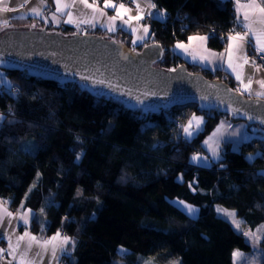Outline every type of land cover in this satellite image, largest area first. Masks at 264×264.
<instances>
[{
    "label": "trees",
    "instance_id": "1",
    "mask_svg": "<svg viewBox=\"0 0 264 264\" xmlns=\"http://www.w3.org/2000/svg\"><path fill=\"white\" fill-rule=\"evenodd\" d=\"M233 1L152 0L165 15L149 24L148 44L164 49L156 66L183 64L171 48L196 35L223 50L240 29ZM27 24L11 20L0 32ZM188 70L237 91L223 70ZM3 73L12 86L0 90V203L31 211L37 236L69 237L61 264H233L234 251L250 252L245 233L216 209L234 212L245 230L264 227V140L234 151L225 145L218 161L198 167L191 156L202 155L204 140L228 121L217 110L189 104L143 115L73 84ZM192 115L204 122L187 140ZM259 243L264 264V236Z\"/></svg>",
    "mask_w": 264,
    "mask_h": 264
},
{
    "label": "water",
    "instance_id": "2",
    "mask_svg": "<svg viewBox=\"0 0 264 264\" xmlns=\"http://www.w3.org/2000/svg\"><path fill=\"white\" fill-rule=\"evenodd\" d=\"M159 44L130 48L101 34H63L47 27L10 28L0 32V70L54 84H73L88 96L113 100L131 111L156 116L173 108L217 110L228 121L264 129V100L242 95L225 82L188 70L156 66ZM251 117V119H250Z\"/></svg>",
    "mask_w": 264,
    "mask_h": 264
},
{
    "label": "crops",
    "instance_id": "3",
    "mask_svg": "<svg viewBox=\"0 0 264 264\" xmlns=\"http://www.w3.org/2000/svg\"><path fill=\"white\" fill-rule=\"evenodd\" d=\"M87 2L93 4L94 7H86L85 4L81 3V0H60L62 10L57 12L55 0H27V2L26 0H0V26L8 25L11 20H22L28 23L27 25L29 27L34 26L41 28L43 26L47 27L49 31L62 32L64 29H68L72 31V33H99L119 42H127L130 48H137L148 44L150 41L151 31L149 24L146 23V19H151V21H163V19H165L164 12L149 7V4H153L152 0H133V5L129 7L123 3H116L113 0H107V2L115 5V8H106V0H87ZM233 2L235 13L237 14V24H239L240 28L237 32L242 34L246 31L244 28L245 21L243 14L248 11V9L240 7L238 13L237 7L238 4L242 6L250 3L251 0H234ZM256 2L261 3L259 0H256ZM5 4L13 10L3 11L2 9ZM120 4H123L129 11L125 12L124 9H119L122 18L117 17V19L113 21L110 18L117 16V9ZM137 4L140 6L139 13L137 12ZM64 5H68V7H64ZM33 9L38 10L40 14L36 15ZM101 12L105 14L101 15ZM69 13H71V15H69ZM137 15L142 18L138 20H129V16L135 17ZM5 21H7V24H5ZM124 21H128V23H124ZM110 25L114 27L113 31H109ZM145 27L148 28V32H144L143 29ZM133 28L136 29L135 32L132 31ZM193 37L201 36L196 35ZM182 44L188 49L187 52L183 49L177 48V43H175L171 49L172 54L182 60L183 63L186 65L197 66L203 70L211 72L223 70L229 74L230 77L235 79L236 87L237 89H240L239 92L242 95L244 94L248 97H255L264 100V97H258L256 95L257 92H264V88H261L258 82L264 80V68L260 67V70L257 71L251 63L245 64L243 59L246 55L249 62L252 61L250 57H248V53L249 51L252 53L256 52V42L253 37L248 38V42L244 44L239 53L233 54L231 63L232 66L236 68L235 72L233 71V67H229V55L227 52L228 43L223 50L219 51H215L208 47L207 40L188 39L186 42H182ZM209 53H215L216 55L211 56ZM220 54H223V56L221 57ZM193 57H195V59ZM201 57L207 58L202 61ZM238 73L242 75L243 85H248L249 77L251 78V91H245L241 81L236 79ZM1 89H11V81L6 78L2 70H0V90ZM198 117H201L204 122L202 116ZM187 124L188 122L185 125L187 126ZM222 124L223 127L221 128ZM202 126L203 123L200 125L199 130H196L195 127H193V135L191 137L186 136L184 131L182 136H184L185 139L190 140L195 137L196 133L200 131ZM218 128H221V130L214 136L213 134ZM233 133L236 134L233 135ZM256 139L264 140V129L259 126H251L245 122L231 123L222 120L204 140L202 144L204 153L202 155H193L197 157L196 160H193V156H191L190 162L195 166L208 168L213 162L218 161L221 158V149L223 145H227L230 150L234 151L237 150L241 144L245 143V141ZM205 141H207V143H205ZM261 173L264 175V169L261 170ZM5 209L7 212L12 213V215H5ZM25 212V210L20 209H17V211L9 210L7 206L0 203V249L5 250L0 252V264H61L60 260L63 255L69 253L68 243L63 244L61 239L54 241V244L57 246L55 255H53L52 244L47 246L41 244L40 246H37L36 242H31V249L28 250L26 255H24L25 246L31 241V237H36L37 241L42 242L56 236V234L51 237H40L35 235L30 230L33 213L29 210L27 211L30 215L28 216V223H25L22 218ZM260 229L261 227L255 231L261 232L262 237L264 236V233L260 231ZM26 232L29 236L25 237L23 241H20L19 246H17V238L24 236Z\"/></svg>",
    "mask_w": 264,
    "mask_h": 264
},
{
    "label": "snow or ice",
    "instance_id": "4",
    "mask_svg": "<svg viewBox=\"0 0 264 264\" xmlns=\"http://www.w3.org/2000/svg\"><path fill=\"white\" fill-rule=\"evenodd\" d=\"M27 2V0H26ZM55 3H56V11L59 12L62 10L61 8V4H60V0H55ZM81 3L85 4L86 7H89V8H93L94 5L93 4H89L87 2V0H81ZM64 7H68V5H64ZM105 7L106 8H115L116 6L107 2L106 0V3H105ZM149 7H152V8H155L156 5L155 4H149ZM240 7H243L245 9H248V11L244 12L243 14V18H244V28L246 29V31H244L242 34L237 32L235 33L234 35H229L228 36V48H227V52H228V55H229V67H233L232 66V63H231V60H232V56L234 53H239L244 44L246 42H248V38L249 37H253L255 39V42H256V52L259 54V53H264V4H261V3H257L256 0H251L250 3L248 4H245V5H239L238 4V7H237V12L239 13L240 11ZM119 9H124L125 12H128L129 10L125 8V6L123 4H120L118 9H117V16L116 17H111L110 19L111 20H115L117 19V17H121V13L119 11ZM3 11H12L13 9L9 8L7 6V4L4 5ZM33 11L35 12L36 15H39V11L36 10V9H33ZM140 11V6L139 4H137V12L139 13ZM105 13L101 12V15H104ZM69 15H71V13H69ZM122 18V17H121ZM142 17H140L139 15L133 17V16H129V20H132V19H141ZM55 19V17H54ZM70 22V21H69ZM124 23H128V21H124ZM5 24H7V21H5ZM114 30V27L112 25L109 26V31H113ZM144 32H148V28L145 27L144 29ZM133 32L136 31L135 28L132 29ZM193 39H199V40H207L208 37H189V40H193ZM177 48H180V49H183L185 52L188 51V49L186 48V46L182 43H177L176 45ZM209 55L211 56H215L216 54L215 53H209ZM221 57L223 56V54H220ZM195 59V57H193ZM207 57H201V60H205ZM244 59V63L245 64H248V63H251V65L253 67H255V69L257 71L260 70V66L259 65H256L255 64V61H251L249 62L247 56L245 55L243 57ZM261 59H264V56L261 57ZM242 67V66H241ZM233 71L235 72L236 71V68L233 67ZM236 79L238 81H241V84L243 85V78H242V75L241 74H237L236 76ZM261 88H264V80H261V81H258ZM250 84H251V78L249 77V84L248 85H243L244 87V90L245 91H251L250 89ZM237 91H240V89H237ZM256 95L258 97H264V92H257ZM251 119V117H250ZM203 123V120L201 117H198L196 115H193L190 120L188 121V124L187 126H185L183 128V131L185 133L186 136L188 137H191L193 135V127H195L196 130H199L200 128V125ZM262 123H264V121H262ZM223 127V124L221 125V128ZM221 128H218L216 130V132L213 134L214 136L217 135ZM236 133H233V135H235ZM205 143H207V141H205ZM77 159H79V157H77ZM197 157L196 156H193V160H196ZM251 159V157L249 158ZM3 204H6L7 201H4L2 202ZM183 203V202H181ZM185 207L188 209V212L191 214L193 213L195 210L190 206V205H185ZM217 211H220V212H223L225 215H228L229 217L232 218L233 220V223L236 225L237 228L240 227V223L239 221H237L235 219V213L234 212H228L224 209H217ZM5 215L7 216H11L12 213H9L7 212V210L5 209ZM30 215L29 212H25L23 214V219H24V222L25 223H28V216ZM260 231L264 232V228H261ZM246 236H250L252 237L253 239H258V237L255 236V234L253 233H250V232H246L245 233ZM29 236V234L26 232L24 234V236H20L18 237V243H17V246H19V242L20 241H23L25 239V237ZM57 239H61L62 240V243L63 244H66L69 242V237H60V234L57 233L56 236L52 237L51 239L49 240H45V241H37L36 240V237H31V241L25 246V252H24V255L27 254L28 250L31 249L32 247V243L31 242H36L37 246H40L41 244L44 245V246H47L49 244H52L53 245V255H55V250H56V245L54 244V241H56ZM11 247V245H10ZM5 251L4 249H0V252H3ZM14 251V249H13ZM233 264H235V261H236V258L240 255L238 252L234 251L233 252Z\"/></svg>",
    "mask_w": 264,
    "mask_h": 264
},
{
    "label": "rangeland",
    "instance_id": "5",
    "mask_svg": "<svg viewBox=\"0 0 264 264\" xmlns=\"http://www.w3.org/2000/svg\"><path fill=\"white\" fill-rule=\"evenodd\" d=\"M11 86H12V83H11ZM2 116H3V114L0 113V118H2ZM6 205H7V203H6ZM217 209H221V208L217 207ZM226 211H228V210H226ZM217 212H219V215H221L222 217L227 219L229 222H231L235 231H237V232L242 231L244 233L250 232V233L255 234L256 237H258V239H253L252 237L245 235L246 236L245 237L246 243L250 244L251 250L248 253H245L242 251H239V252L236 251L240 255L236 258L235 264H261L263 253H261V249H260V246L258 243L260 240V237L262 235L261 232L245 230V228L242 225V221L235 218L240 223V227L237 228L236 225L233 223V220L231 217H229L228 215H225L223 212H220V211H217ZM228 212H231V211H228ZM261 228H264V227L261 226Z\"/></svg>",
    "mask_w": 264,
    "mask_h": 264
},
{
    "label": "built area",
    "instance_id": "6",
    "mask_svg": "<svg viewBox=\"0 0 264 264\" xmlns=\"http://www.w3.org/2000/svg\"><path fill=\"white\" fill-rule=\"evenodd\" d=\"M119 3H123L125 4L126 6H132L133 5V0H118ZM146 23L150 24L151 23V19H146ZM234 35V32L233 31H230L229 35ZM210 36L214 37V31H211L210 33ZM264 56V53H257V52H249L248 53V57H250V59L253 61H255V64L256 65H259L261 68H264V59H261V57ZM226 146L223 145L222 149H221V152H223V150H225ZM62 237H65L66 235L64 233H62L61 235Z\"/></svg>",
    "mask_w": 264,
    "mask_h": 264
}]
</instances>
